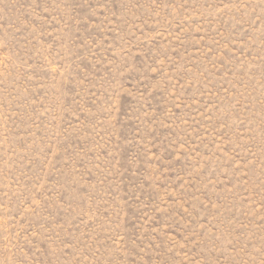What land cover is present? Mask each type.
<instances>
[{
	"label": "rangeland",
	"instance_id": "rangeland-1",
	"mask_svg": "<svg viewBox=\"0 0 264 264\" xmlns=\"http://www.w3.org/2000/svg\"><path fill=\"white\" fill-rule=\"evenodd\" d=\"M0 264H264V0H0Z\"/></svg>",
	"mask_w": 264,
	"mask_h": 264
}]
</instances>
